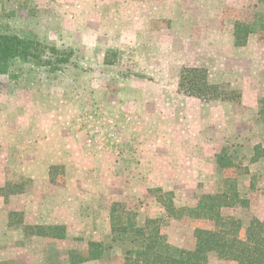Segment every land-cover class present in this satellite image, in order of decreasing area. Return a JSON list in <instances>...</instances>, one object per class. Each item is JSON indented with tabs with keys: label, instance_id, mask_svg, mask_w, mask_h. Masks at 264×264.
I'll use <instances>...</instances> for the list:
<instances>
[{
	"label": "rangeland",
	"instance_id": "obj_1",
	"mask_svg": "<svg viewBox=\"0 0 264 264\" xmlns=\"http://www.w3.org/2000/svg\"><path fill=\"white\" fill-rule=\"evenodd\" d=\"M237 21L256 28L243 48ZM262 24L257 0H0V33L74 52L60 71L0 75V264H71L92 242L112 244L115 204L187 249L203 222L171 217L170 200L194 208L232 186L250 206L223 216L264 219V157L253 161L264 148ZM184 67L241 98L181 93ZM224 148L238 167L220 172ZM56 226L64 239L36 234ZM114 246L82 264H120L125 246Z\"/></svg>",
	"mask_w": 264,
	"mask_h": 264
},
{
	"label": "trees",
	"instance_id": "obj_2",
	"mask_svg": "<svg viewBox=\"0 0 264 264\" xmlns=\"http://www.w3.org/2000/svg\"><path fill=\"white\" fill-rule=\"evenodd\" d=\"M257 1L264 3V0ZM261 29L264 31L263 24ZM255 32L254 25L235 22L234 46L246 47L249 36ZM73 57L72 50L45 44L34 35L0 33V75L9 74L17 64H33L56 72L72 63ZM179 91L204 102L220 100L236 103L241 98L236 91L223 90L222 86L211 84L207 70L196 67L182 68ZM263 157L264 148L257 147L253 161ZM217 166L220 172L238 167L228 157L225 148L217 156ZM231 188V193L225 191L203 195L194 208L176 209L171 200L165 205L171 217L180 219L187 213L189 219L203 222L202 227L194 229V246L191 249L171 245L161 232L159 220L148 219L145 224L139 225L136 216H123L124 205L115 204L110 212L112 244L107 246L92 242L85 254H71V264L109 259L116 244L125 246L120 264H213V255L218 264H264V219L255 217L244 224L241 220L225 218L222 214L225 208L250 206L248 199H239L238 192ZM36 229L39 230L36 234L40 236L65 238L64 227Z\"/></svg>",
	"mask_w": 264,
	"mask_h": 264
}]
</instances>
